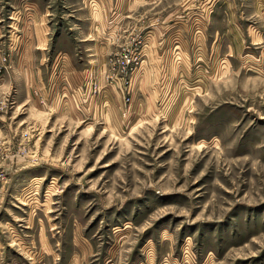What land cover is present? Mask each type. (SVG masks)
Masks as SVG:
<instances>
[{"label":"rangeland","instance_id":"rangeland-1","mask_svg":"<svg viewBox=\"0 0 264 264\" xmlns=\"http://www.w3.org/2000/svg\"><path fill=\"white\" fill-rule=\"evenodd\" d=\"M0 264H264V0H0Z\"/></svg>","mask_w":264,"mask_h":264}]
</instances>
